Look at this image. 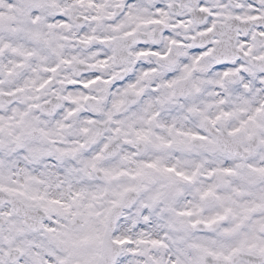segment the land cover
<instances>
[{"label":"snow or ice","instance_id":"6c2138e0","mask_svg":"<svg viewBox=\"0 0 264 264\" xmlns=\"http://www.w3.org/2000/svg\"><path fill=\"white\" fill-rule=\"evenodd\" d=\"M0 264H264V0H0Z\"/></svg>","mask_w":264,"mask_h":264}]
</instances>
